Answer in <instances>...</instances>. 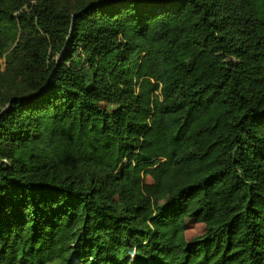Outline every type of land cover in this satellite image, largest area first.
<instances>
[{"label": "trees", "instance_id": "trees-1", "mask_svg": "<svg viewBox=\"0 0 264 264\" xmlns=\"http://www.w3.org/2000/svg\"><path fill=\"white\" fill-rule=\"evenodd\" d=\"M0 264H264V0H0Z\"/></svg>", "mask_w": 264, "mask_h": 264}, {"label": "rangeland", "instance_id": "rangeland-1", "mask_svg": "<svg viewBox=\"0 0 264 264\" xmlns=\"http://www.w3.org/2000/svg\"><path fill=\"white\" fill-rule=\"evenodd\" d=\"M35 0H31V2H34ZM56 3H58L59 5L65 4L68 5L69 7H76L79 4H82L84 2H87L89 0H54ZM1 62H3V60H1ZM80 64H83L82 60H79Z\"/></svg>", "mask_w": 264, "mask_h": 264}]
</instances>
